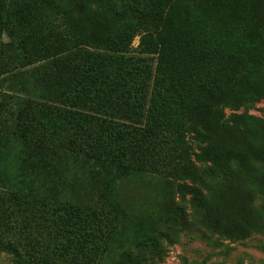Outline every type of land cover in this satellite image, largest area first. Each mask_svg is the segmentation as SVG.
I'll return each mask as SVG.
<instances>
[{"label": "trees", "instance_id": "trees-1", "mask_svg": "<svg viewBox=\"0 0 264 264\" xmlns=\"http://www.w3.org/2000/svg\"><path fill=\"white\" fill-rule=\"evenodd\" d=\"M262 99L264 0H0V252L143 264L175 241L188 202L222 236L264 229V120L224 111ZM56 167L98 198L41 196L34 176ZM148 177L174 187L162 224L118 200L120 182Z\"/></svg>", "mask_w": 264, "mask_h": 264}, {"label": "rangeland", "instance_id": "rangeland-1", "mask_svg": "<svg viewBox=\"0 0 264 264\" xmlns=\"http://www.w3.org/2000/svg\"><path fill=\"white\" fill-rule=\"evenodd\" d=\"M4 41H7L6 36ZM137 44L138 38L135 39L133 46L136 47ZM224 111L227 119L232 115L247 113L264 120V99L250 107L239 110L226 108ZM195 152L201 153V150L195 147ZM196 164L207 183L213 186L219 182L218 170L212 169L211 163ZM47 175L48 177L46 173L40 171L34 176L35 187L43 197H61L66 193L71 199L89 203L100 194L95 182L81 171L72 170L63 174L62 169L56 167L51 168ZM146 184V188H136L133 184L120 182L117 185L118 200L126 206L129 205V218L138 215L152 216L160 223L163 210L170 204L161 197V193L173 192L174 187L163 177H148ZM202 189L205 194H212L209 189L203 187ZM4 190L0 183V195ZM261 190L260 187L256 188L255 195L257 207L263 210L264 193H260ZM187 199L190 200V196ZM177 221L174 227L176 239L166 244L165 254L161 257L149 255L143 264H264V229L252 233L245 239L222 236L203 223L200 212L189 202L182 218H178ZM113 257L115 253L112 254V260ZM0 264H14L13 255L0 252Z\"/></svg>", "mask_w": 264, "mask_h": 264}]
</instances>
